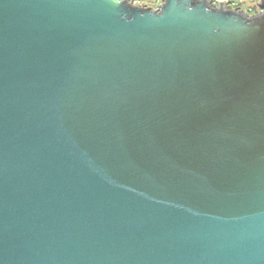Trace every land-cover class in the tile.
Listing matches in <instances>:
<instances>
[{
	"label": "water",
	"instance_id": "95a60500",
	"mask_svg": "<svg viewBox=\"0 0 264 264\" xmlns=\"http://www.w3.org/2000/svg\"><path fill=\"white\" fill-rule=\"evenodd\" d=\"M0 0V264H264V0Z\"/></svg>",
	"mask_w": 264,
	"mask_h": 264
},
{
	"label": "built area",
	"instance_id": "2783aa9c",
	"mask_svg": "<svg viewBox=\"0 0 264 264\" xmlns=\"http://www.w3.org/2000/svg\"><path fill=\"white\" fill-rule=\"evenodd\" d=\"M213 4L216 5V1L217 0H212ZM133 4L141 6L143 8H147L150 9L152 11H159L160 10V5H162L163 0H154L152 2H149L148 0H132ZM230 3V2H229ZM230 5L232 6L233 9H238L244 13H246L249 16H253L258 14L261 10L260 8L256 11L253 7H249L247 9H243L241 8V6H239V4H232L230 3Z\"/></svg>",
	"mask_w": 264,
	"mask_h": 264
},
{
	"label": "crops",
	"instance_id": "0c3cea01",
	"mask_svg": "<svg viewBox=\"0 0 264 264\" xmlns=\"http://www.w3.org/2000/svg\"><path fill=\"white\" fill-rule=\"evenodd\" d=\"M228 1L232 4H239V6H241V8L243 9H247L249 7H253L256 11L259 9L257 0H228Z\"/></svg>",
	"mask_w": 264,
	"mask_h": 264
},
{
	"label": "rangeland",
	"instance_id": "374dc122",
	"mask_svg": "<svg viewBox=\"0 0 264 264\" xmlns=\"http://www.w3.org/2000/svg\"><path fill=\"white\" fill-rule=\"evenodd\" d=\"M148 1H149V2H152V1H154V0H148ZM246 5H247V4H246ZM246 5H245V6H246Z\"/></svg>",
	"mask_w": 264,
	"mask_h": 264
}]
</instances>
